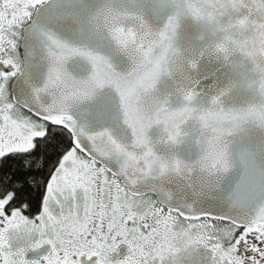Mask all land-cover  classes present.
I'll list each match as a JSON object with an SVG mask.
<instances>
[{"label": "snow or ice", "instance_id": "snow-or-ice-1", "mask_svg": "<svg viewBox=\"0 0 264 264\" xmlns=\"http://www.w3.org/2000/svg\"><path fill=\"white\" fill-rule=\"evenodd\" d=\"M0 264H264V0H0Z\"/></svg>", "mask_w": 264, "mask_h": 264}]
</instances>
